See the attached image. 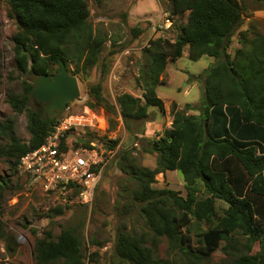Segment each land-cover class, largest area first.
Segmentation results:
<instances>
[{
    "label": "trees",
    "instance_id": "1",
    "mask_svg": "<svg viewBox=\"0 0 264 264\" xmlns=\"http://www.w3.org/2000/svg\"><path fill=\"white\" fill-rule=\"evenodd\" d=\"M165 1L175 30V43L170 45L173 54L177 56L188 46L192 59L207 55L216 60L205 72L203 97L204 117L210 116L214 128L192 115L180 114L173 126L152 142L151 150L157 152L162 167L182 176L185 196L169 189L151 192L147 182L152 173L131 159L126 171L140 183L134 195L142 202L141 211L149 220L153 237L166 238L180 254V264H200L221 241L235 244L236 252L217 264H264V33L251 25L240 29L243 7L239 0ZM252 1L264 9V0ZM8 3L17 25L12 36L13 61L21 75L51 73L62 63L71 74H84L100 59L105 38L96 34L88 21V0ZM184 15L185 22H177ZM237 30L239 46L231 53L227 49ZM139 32L137 29L136 34ZM156 53L161 60L156 59L150 69L153 76L162 71L166 57L161 50ZM22 82L23 90L9 93L6 100L13 112L25 113L29 138L22 140L12 132L14 120L0 122V157L6 158L11 170H18L21 156L41 145L60 121V114L42 116L32 106L28 96L31 83L27 79ZM153 88L151 82L143 102L126 93L117 98L128 129V121L148 117L149 106L162 107ZM87 93L88 109L102 106L107 113H117L104 97L101 82L91 85ZM81 143L94 146L89 139ZM103 143L113 148L117 141ZM77 194L73 187L68 200ZM217 200L226 205L221 212L216 211ZM176 211L190 220L186 234L180 230L185 220L176 219ZM55 212L61 213L62 207ZM79 229L61 226L57 234L51 228L43 230L35 240L34 264H85ZM192 233L197 246L191 242ZM0 240L6 250L14 248V238L4 232L1 220ZM122 241L132 264H161L141 238L123 235Z\"/></svg>",
    "mask_w": 264,
    "mask_h": 264
},
{
    "label": "rangeland",
    "instance_id": "2",
    "mask_svg": "<svg viewBox=\"0 0 264 264\" xmlns=\"http://www.w3.org/2000/svg\"><path fill=\"white\" fill-rule=\"evenodd\" d=\"M239 1L243 7L240 29L251 25L264 33V9L252 0ZM88 4V21L93 31L105 38V45L94 66L84 74H74L79 83L80 99L69 103L59 118L70 113L93 117L97 126H73L67 133L68 143L77 146L89 139L102 147L104 141L114 139L117 141L111 148L114 154L103 169L93 199L87 204L81 203L78 197L68 200L71 192L64 190L44 193L31 183L25 172L11 170L6 158L0 157V220L4 232L14 238V248L10 251L0 240V264H34L36 238L49 228L57 234L61 226H79L85 264H132L124 253L123 241L119 242L123 235L141 238L143 245L160 259L161 264H180V254L171 248L167 239L153 237L149 220L141 211L142 202L134 195L140 183L126 169L134 159L139 167L152 173L147 182L151 192L169 189L185 196L182 176L176 170L162 167L157 152L151 150L152 142L158 134L171 128L180 114L204 120V126L213 130L210 116L207 120L204 117L203 97L205 72L216 60L207 55L192 59L188 46H184L177 56L173 54L171 46L175 43V30L165 11V0H88ZM179 20L177 22L184 23L186 15ZM137 29L140 32L136 34ZM16 30L8 0H0V122L14 120L12 132L27 140L25 113L13 112L6 100L9 93H20L24 87L23 79L31 77L21 75L13 61L12 36ZM238 31L227 49L231 53L239 46ZM159 50L166 53L164 66L153 76L150 69L156 59L161 60L156 53ZM70 68L73 69V65L70 64ZM97 82H101L104 97L115 106L117 113H107L102 106L88 109L90 97L87 92ZM151 82L162 107L149 106L148 117L128 121V129L123 119L118 118L117 98L126 93L143 102ZM60 206L62 212L56 213L55 208ZM225 206L222 201H216L217 212ZM175 215L176 219L185 220L181 222L180 230L186 234L189 218L180 217L178 211ZM190 236L193 245L197 246L194 234ZM256 250L257 245L253 252ZM235 252V244L227 245L221 241L200 264L228 261Z\"/></svg>",
    "mask_w": 264,
    "mask_h": 264
},
{
    "label": "built area",
    "instance_id": "3",
    "mask_svg": "<svg viewBox=\"0 0 264 264\" xmlns=\"http://www.w3.org/2000/svg\"><path fill=\"white\" fill-rule=\"evenodd\" d=\"M118 118H121L119 114ZM76 125L97 126V123L93 121V117L83 114L66 115L41 145L21 156L18 169L29 176L34 186L47 194L61 190L71 192L76 187V197L81 203L87 204L93 199L103 169L114 151L105 146L97 147L94 143L93 147L70 145L67 133Z\"/></svg>",
    "mask_w": 264,
    "mask_h": 264
},
{
    "label": "water",
    "instance_id": "4",
    "mask_svg": "<svg viewBox=\"0 0 264 264\" xmlns=\"http://www.w3.org/2000/svg\"><path fill=\"white\" fill-rule=\"evenodd\" d=\"M27 81L31 83L28 90L31 104L42 116L55 117L68 103L80 99L78 79L64 63L55 72L31 76Z\"/></svg>",
    "mask_w": 264,
    "mask_h": 264
},
{
    "label": "flooded vegetation",
    "instance_id": "5",
    "mask_svg": "<svg viewBox=\"0 0 264 264\" xmlns=\"http://www.w3.org/2000/svg\"><path fill=\"white\" fill-rule=\"evenodd\" d=\"M55 72V71H54ZM66 109V108H65Z\"/></svg>",
    "mask_w": 264,
    "mask_h": 264
}]
</instances>
